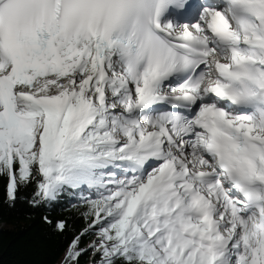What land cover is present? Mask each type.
Instances as JSON below:
<instances>
[{
	"label": "snow or ice",
	"instance_id": "snow-or-ice-1",
	"mask_svg": "<svg viewBox=\"0 0 264 264\" xmlns=\"http://www.w3.org/2000/svg\"><path fill=\"white\" fill-rule=\"evenodd\" d=\"M0 175L64 264H264V0H0Z\"/></svg>",
	"mask_w": 264,
	"mask_h": 264
},
{
	"label": "trees",
	"instance_id": "trees-1",
	"mask_svg": "<svg viewBox=\"0 0 264 264\" xmlns=\"http://www.w3.org/2000/svg\"><path fill=\"white\" fill-rule=\"evenodd\" d=\"M6 185L7 177L0 175V264H62L70 241L86 227L81 194L70 191L51 204L33 206L28 202L33 184L21 189L10 206ZM45 216L52 223L45 222ZM58 220L66 222L63 232L55 226ZM94 239L92 233L86 234L81 247ZM93 259L89 251L80 257L79 264H93Z\"/></svg>",
	"mask_w": 264,
	"mask_h": 264
},
{
	"label": "bare ground",
	"instance_id": "bare-ground-1",
	"mask_svg": "<svg viewBox=\"0 0 264 264\" xmlns=\"http://www.w3.org/2000/svg\"><path fill=\"white\" fill-rule=\"evenodd\" d=\"M62 264H64V261H63V263Z\"/></svg>",
	"mask_w": 264,
	"mask_h": 264
},
{
	"label": "rangeland",
	"instance_id": "rangeland-1",
	"mask_svg": "<svg viewBox=\"0 0 264 264\" xmlns=\"http://www.w3.org/2000/svg\"><path fill=\"white\" fill-rule=\"evenodd\" d=\"M89 194V193H88ZM73 264H74V262H73Z\"/></svg>",
	"mask_w": 264,
	"mask_h": 264
}]
</instances>
